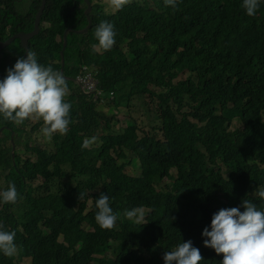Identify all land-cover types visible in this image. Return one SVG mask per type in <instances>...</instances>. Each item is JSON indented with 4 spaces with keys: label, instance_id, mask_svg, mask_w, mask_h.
I'll list each match as a JSON object with an SVG mask.
<instances>
[{
    "label": "trees",
    "instance_id": "16d2710c",
    "mask_svg": "<svg viewBox=\"0 0 264 264\" xmlns=\"http://www.w3.org/2000/svg\"><path fill=\"white\" fill-rule=\"evenodd\" d=\"M89 2L90 26L77 33L88 23L85 1L46 0L39 31L27 41L40 64L60 71L63 31L71 29L61 72L72 105L67 133L54 134L50 148L29 145L25 122L19 127L0 116L2 191L15 183L19 193L16 204L0 203V224L15 231L18 248L11 258L0 253V264H16L17 256L31 264H164V253L188 240L204 257L200 264H220L223 255L202 236L213 214L243 199L264 210L255 195L264 187V0L254 16L243 0H177L175 9L164 0H132L115 13L101 0ZM39 4L10 0L0 7V41L30 31ZM101 21L116 31L108 51L92 48ZM23 52L19 39L0 50V79ZM81 64L96 67L98 87L112 91L115 108L141 96L145 79L154 82L160 91L147 93L157 98V136L138 134L129 118L122 133L99 135L97 145L82 149L98 127L111 126L73 81ZM184 71L185 79L173 81ZM40 126L42 120L30 131ZM23 150L34 158L21 157ZM126 151L139 175L125 172ZM79 192L86 193L82 200ZM101 192L118 214L110 230L95 221ZM132 209H145L143 222L124 216Z\"/></svg>",
    "mask_w": 264,
    "mask_h": 264
},
{
    "label": "clouds",
    "instance_id": "9594fccd",
    "mask_svg": "<svg viewBox=\"0 0 264 264\" xmlns=\"http://www.w3.org/2000/svg\"><path fill=\"white\" fill-rule=\"evenodd\" d=\"M9 1H0V7H5ZM131 2L132 0H106V5L115 13L123 10ZM164 4L166 7L171 6L175 9L177 0H164ZM259 4L260 0H243L242 7L248 16H254ZM4 15L5 13L0 14V23L5 22V18L2 17ZM7 28L8 25L5 24V29ZM32 30L33 28L27 32L14 33L0 43L8 39H19L22 46L20 38L16 35H26ZM115 37L114 25L108 21H101L94 29V38L98 44L92 45L93 50H110L116 43ZM62 67L61 65V69ZM61 72L54 70L51 65L40 64L37 54L28 46L24 48L23 57L18 58L14 66L7 69L6 76L0 79V116L15 124H23L28 119L42 120L41 133L49 141L54 134H66L71 123L70 109L72 105L65 100L69 94V88L67 80ZM96 74L95 66L81 64L73 81L91 102L100 105L103 104V100H108V103H111L112 91H103L98 87ZM139 81L142 80L137 78L135 84ZM145 82L144 93L141 96L148 94L147 90L151 89L147 84L151 81L145 79ZM109 134L111 133L107 135ZM94 141L95 137L84 139L81 145L82 149L89 148ZM85 195L86 193L79 192V200H82ZM255 195L264 200V187L258 188ZM18 197L19 193L15 183H9L6 190L0 191V203L14 205L17 203ZM95 207L97 209L95 221L98 226L104 230L113 229L118 214L110 206L109 196L101 192L95 199ZM241 207L244 209L243 211L240 210ZM124 216L130 220L144 219L142 212H139L138 209L126 210ZM202 236L206 237L205 247L213 249L217 255H223L220 264H264V210H259L250 200L243 199L239 207L223 208L214 213L211 218L210 230L205 227ZM15 237V231L5 230L4 225L0 224V253L4 256L11 258L17 254ZM163 260L164 264H200L204 257L200 250L193 246L192 241L188 240L179 243L173 250L166 251Z\"/></svg>",
    "mask_w": 264,
    "mask_h": 264
},
{
    "label": "rangeland",
    "instance_id": "374dc122",
    "mask_svg": "<svg viewBox=\"0 0 264 264\" xmlns=\"http://www.w3.org/2000/svg\"><path fill=\"white\" fill-rule=\"evenodd\" d=\"M101 3L104 4V10L106 12H111V9L107 8L106 0H101ZM45 25L47 24H44V26ZM25 36L26 35L19 36V38L21 37L20 41H22V39ZM121 49L124 50L125 45H122ZM188 75H189L188 71L181 72L177 77L173 79V81H176L178 79L179 80L185 79ZM147 84L150 85L151 89H153L155 92L160 91V88L156 87L154 82ZM102 103L103 104L97 105L99 109L103 110V115L101 117V120L102 121L108 120L110 122L111 128L107 129L103 125L98 127V130L96 131L94 136L91 137V138L95 137V141L91 145H97L99 143L98 140L99 135L108 134V133H112V134L122 133L124 127L126 126L125 123L129 118L133 119L136 125L138 126V131H137L138 134H141L140 131H145L148 133H154L157 136L158 132H154L152 130V124L153 123L158 124L159 122L158 119H156V114L152 111V109L156 107V103H157V98L155 95L146 94L144 96H139L137 94H133L130 100L128 101L127 106H119L117 108L112 106L111 103H108V100H103ZM24 122H25V125L23 126L24 134L22 133V139L27 138L29 145H38L42 147L46 146L50 148V146L52 145L51 140L50 141L46 140L43 137L41 133L42 126L36 128L35 130L30 131L31 129L30 126L33 123H35L36 120L28 119L25 120ZM17 125L21 127V124H17ZM20 147H22V145L19 146V148ZM125 153L127 159L130 161V163L125 167V172H127L130 175H139L140 170L138 167L139 165L136 157L128 151H126ZM20 155L21 157H30L32 159L34 158L33 154H30L29 152H26L24 150L20 152ZM117 160L118 163L123 161L122 158H118ZM5 173H6L5 171H1L0 191H2V187L4 185L3 175ZM144 210L145 209H139V212H142L143 217L145 216V212H146ZM134 220L137 221L135 218ZM143 221L144 219H140L137 222H143ZM15 262L16 264H31L30 258L19 257V256L15 258Z\"/></svg>",
    "mask_w": 264,
    "mask_h": 264
},
{
    "label": "water",
    "instance_id": "95a60500",
    "mask_svg": "<svg viewBox=\"0 0 264 264\" xmlns=\"http://www.w3.org/2000/svg\"><path fill=\"white\" fill-rule=\"evenodd\" d=\"M85 1V3H86V8H85V10H84V14L86 15V18H87V20H88V23H87V25L83 28V29H81V30H74L75 32H77V33H85L86 31H87V29H88V27L90 26V16H89V13H90V10H91V3L89 2V0H84ZM44 6H45V0H41V3H40V5H39V7H38V10H37V13L35 14V17H34V26H33V30L30 32V33H26V36L22 39V41H21V44H22V46L24 47V48H26L27 47V39L30 37V36H33V35H35V34H37L38 33V29H39V19H40V16H41V14H42V11H43V9H44ZM69 30H71L70 28H67V29H65L64 31H63V35H62V38H63V44H62V48H61V50H60V61H61V65L63 66V62H64V59H63V50H64V48H65V46H66V35H67V32L69 31ZM16 36H22V34H18V35H16ZM21 38V37H20ZM11 40H13V39H8V40H6L5 42H2V43H0V49L2 48V47H4V46H6L7 44H9L10 42H11ZM25 54H26V52L24 53V56H25ZM60 71H62V69L60 70ZM1 130H2V128H0V133H1ZM11 140H12V134H11ZM13 153H14V146H13V144H12V146H11V155H12V157H13Z\"/></svg>",
    "mask_w": 264,
    "mask_h": 264
}]
</instances>
